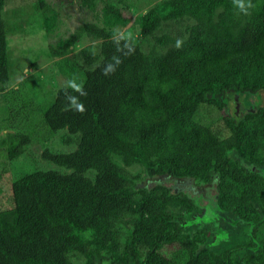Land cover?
Returning <instances> with one entry per match:
<instances>
[{"label": "trees", "instance_id": "1", "mask_svg": "<svg viewBox=\"0 0 264 264\" xmlns=\"http://www.w3.org/2000/svg\"><path fill=\"white\" fill-rule=\"evenodd\" d=\"M81 1L96 11L99 0ZM5 4L0 99L19 92L7 89ZM38 4L68 81L45 92L41 116H22L23 130L8 131L17 105L1 117L11 178L0 264H264V0H160L127 34L108 2L67 36L55 7ZM83 38L94 42L75 51ZM58 131L74 150L49 147ZM37 134L41 163L27 151ZM22 155L32 167L15 177Z\"/></svg>", "mask_w": 264, "mask_h": 264}, {"label": "rangeland", "instance_id": "2", "mask_svg": "<svg viewBox=\"0 0 264 264\" xmlns=\"http://www.w3.org/2000/svg\"><path fill=\"white\" fill-rule=\"evenodd\" d=\"M55 7L56 11L59 12V20H63L60 24V31L65 36L74 32L81 24L90 22L96 17V11L102 13V8L105 3H113L114 5L121 7L123 15L129 18V22L124 27H118V32L121 34L129 33V28H132L135 17L142 12H145L155 3L160 0H99L95 6L96 11H90L89 8L81 4V0H45ZM125 5V7H123ZM38 0H6L2 16L5 21L7 32V57H8V69L10 75V84L7 89H16L19 87V92L11 96H6L0 99V125H2L1 117L6 115V108L10 105H17L18 112L15 108H11L16 117H13L9 125L11 128L8 131L23 130L26 124L24 115L28 112V115L33 117V114H39L41 116V105L40 103H47V96L45 92L53 90L63 86L67 83V77L62 75L56 68L55 61L57 58H52L47 54V43H55L56 38L54 36H48L47 31L43 27L41 12L38 10ZM46 9V8H44ZM43 13V11H42ZM175 27L164 28L165 32H169L174 35L178 29L183 28V24L175 25ZM131 30V29H130ZM11 31V32H10ZM134 34L136 32L132 29ZM48 38V39H47ZM94 42L91 38H83L78 41L76 50L82 46ZM140 46L143 51L147 52L153 43L152 38L143 39L140 42ZM30 63H34V66H28ZM35 74L34 77L31 75ZM29 76V77H28ZM28 77V78H26ZM40 77L42 82L40 83L37 79ZM26 78V79H25ZM20 85V86H19ZM44 85L42 91L40 86ZM34 93V94H33ZM41 94L44 99L39 100L36 98L37 95ZM35 95V102L30 100ZM11 99L10 103L8 99ZM250 105H259L260 101L255 95L247 97ZM246 105V104H245ZM45 107V106H44ZM27 109V110H26ZM42 110H44L42 108ZM33 111L35 113H33ZM7 131V130H4ZM0 133H3L1 129ZM67 135L66 131H58L54 136L48 140V145L55 151L70 152L75 149L76 143L64 144L62 139H65ZM42 134H37L32 143L27 147V151L34 155L37 162L41 163L40 154L45 146L41 140ZM3 156L0 155V201L2 206H6L10 203L8 195V184L11 178L8 172L7 163H4ZM4 164V165H3ZM47 166L45 169L57 168L51 162H46ZM11 167L14 169V176L17 177L22 171L29 170L32 167L30 159L26 156H19L18 158L11 161ZM13 176V177H14ZM183 188H189V184L183 185ZM199 190V187L192 186L191 190Z\"/></svg>", "mask_w": 264, "mask_h": 264}, {"label": "water", "instance_id": "3", "mask_svg": "<svg viewBox=\"0 0 264 264\" xmlns=\"http://www.w3.org/2000/svg\"><path fill=\"white\" fill-rule=\"evenodd\" d=\"M138 29V25H135V29H134V31H136Z\"/></svg>", "mask_w": 264, "mask_h": 264}]
</instances>
